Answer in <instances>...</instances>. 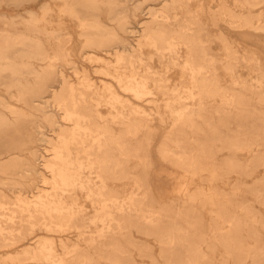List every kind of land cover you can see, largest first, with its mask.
<instances>
[{
	"label": "bare ground",
	"instance_id": "6f19581e",
	"mask_svg": "<svg viewBox=\"0 0 264 264\" xmlns=\"http://www.w3.org/2000/svg\"><path fill=\"white\" fill-rule=\"evenodd\" d=\"M60 1L0 17V264H264V66L212 28L264 34V0ZM156 123L157 156L209 183L181 207L151 187Z\"/></svg>",
	"mask_w": 264,
	"mask_h": 264
},
{
	"label": "rangeland",
	"instance_id": "374dc122",
	"mask_svg": "<svg viewBox=\"0 0 264 264\" xmlns=\"http://www.w3.org/2000/svg\"><path fill=\"white\" fill-rule=\"evenodd\" d=\"M43 1L44 0H37L35 2H15L14 0H0V17L3 19L11 18V17H15V18L16 17H22L23 20H27L31 17L30 14L32 13L33 16H35V19H38V17H39V6H41V4L48 3V4H50L51 7H53V9H55V11L58 10L59 6L61 5L60 0H45L44 2ZM143 1L144 0H142V2ZM215 2H217V1L214 0L213 3L206 1L204 4L206 6H208L209 3H210V5L211 4L214 5ZM228 2H229L228 4L233 6L232 1L228 0ZM149 3H147V2L143 3L141 9L137 12V13H140V15L136 13V17H134L132 19V23H133L132 26L134 28V33L129 35L130 41H133L134 39L137 38V36H139L140 24H137L136 22H137V20H139L141 18L148 17V15L146 13H147L149 7H147L146 5ZM150 5L152 7L155 6V8H160V5H158L157 2H151ZM213 10H216V9H213ZM212 28L223 30L225 33L229 31L228 35L230 37H232V39L235 40L236 43H242V42L243 43L244 42L249 43L248 49L256 54V57L260 60V62L264 66V47L255 43L254 39H253L254 37H257V36H262L264 38V34L261 33L262 35H260L259 33H255V32L252 33V31H251V32L247 33L248 35H239L238 31H236L235 29H231L230 27H228L223 22H221L217 27H212ZM68 30L71 32V35H72V41H71L69 46H71V48H72V52L74 54V59L78 62V65L80 68L85 67L92 77L98 79L97 77H100V75L96 74L93 71L94 69L98 68V63H89L88 61L80 58V49H81L80 42L81 41L79 40V37H78L77 28L75 27L74 24H69ZM78 47H79V49H78ZM213 47H214L216 52H219L217 44H214ZM100 55L109 57V55L106 52H101ZM64 68H65V73L67 75L70 74L71 79L74 80L72 78V73H73L72 70H69L67 67H64ZM239 70L245 77L248 74H251V71H249V69H247L246 67H243V68L241 67V68H239ZM156 126H158L157 127L158 129L155 127L157 129L158 133L155 136V138L153 139V145H152V157H153V161H154V173L152 175L151 187L153 189V193L156 194L157 197H161L165 201H169V202L175 201L174 203L176 204V206L181 207V206L187 204V203L185 204L186 198L183 199L184 193L189 194V193L194 192L195 190H200L202 186L205 188L204 190H208L206 188L209 186V183L201 181L202 178H196V179H193L192 181H188V180L186 181L187 177L185 176V173L182 170H180V169L174 167L173 165L163 161L159 156H157L156 148H157L158 144L161 142V140L164 138L166 133H164V129L161 127L160 124L156 123ZM44 127L45 128L43 131L47 132L48 135H51L52 131L50 130V128L46 125H44ZM41 149L44 150V148L42 146H41ZM227 155H228V153L226 151H223V152L218 153L216 158L218 160H220V159H223ZM237 156L242 158L243 160H245L247 157V152L246 153H239V154H237ZM257 170L258 171H257L256 175L263 176L264 168L260 167ZM158 173H160V174H158ZM235 180H236V175H232L230 177L229 182H228V183H230V185L229 184L228 185H222V184L218 183V186H220V187L225 186L228 188L234 183ZM154 181H155V184H154ZM250 183H252L251 179H250ZM242 197H244V196L241 195V198ZM245 197H247V196H245ZM245 199H247V198H245ZM249 199H250V202H252L254 204L255 210L261 214H264V206H261L260 204L255 203L253 201L252 197H249ZM206 220H209L208 215H206ZM43 235H45V234H43ZM59 238L65 239V240L70 239L71 241L76 240V236L73 233L55 234V240L57 242H59V240H60ZM138 239L142 242H148L153 248L154 255L158 256L159 247L155 244V242L153 240H149V239L146 240L143 237H138ZM134 258H135L137 264H151L147 258H141V257L137 256L136 254L134 255Z\"/></svg>",
	"mask_w": 264,
	"mask_h": 264
}]
</instances>
